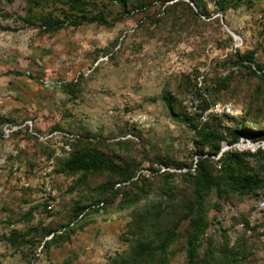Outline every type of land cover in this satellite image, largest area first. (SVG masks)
Returning <instances> with one entry per match:
<instances>
[{"label": "rangeland", "instance_id": "rangeland-1", "mask_svg": "<svg viewBox=\"0 0 264 264\" xmlns=\"http://www.w3.org/2000/svg\"><path fill=\"white\" fill-rule=\"evenodd\" d=\"M93 1L88 13L100 11L112 26L68 25L46 33L38 18L46 14L62 18L67 12L62 2L43 1V7L33 9L36 25H27L22 19L28 18V0H0V264H115V258L126 256L132 245L123 238L127 220L114 212L76 224L67 240L44 248L51 238L43 235L45 229L66 226L74 209L91 204L98 194L93 179L77 184L79 175L61 173L58 158L69 153L57 155L49 144L30 137L25 124L43 134L54 128L94 134L102 142L94 146L111 154L114 142L126 140L128 151L122 154L136 163L143 158L138 175L149 179L167 171L181 173L161 160L189 165L196 156L182 77L204 74L205 97L232 101L239 116L246 104L244 92L232 96L227 90L213 91L214 82L236 72L223 61L238 48L254 51L264 65V0H243L226 12L219 11L214 0H204L207 14L199 18L183 7L166 10L156 4L122 20L116 1ZM234 75L229 87L233 90L241 79ZM75 79L72 88L65 85ZM167 96L173 98L176 115ZM130 114L147 120L133 124ZM221 126L234 124L224 119ZM250 142L256 141L243 135L237 143ZM46 180L54 192L49 200L40 196ZM262 196L264 192L259 199ZM121 198L115 197L111 208L116 209ZM49 201L54 203L51 209ZM256 203L257 199L224 202L221 211L210 207L208 214L207 235L217 243L227 238L249 258L248 264H264V239L259 235L264 213ZM186 225L171 248L170 264H187ZM13 232L24 233V241L10 243ZM205 248L206 243L201 255Z\"/></svg>", "mask_w": 264, "mask_h": 264}, {"label": "trees", "instance_id": "trees-1", "mask_svg": "<svg viewBox=\"0 0 264 264\" xmlns=\"http://www.w3.org/2000/svg\"><path fill=\"white\" fill-rule=\"evenodd\" d=\"M43 1L46 4L50 2L28 0L29 14L28 18L22 19L23 22L36 25L34 19L37 17L33 9L43 7ZM58 1L67 10L62 18V14H46L38 18L39 27L44 28L46 33L59 31L68 25H113L100 11L95 14L88 13L94 7L93 0ZM111 1H116L122 8L120 20L130 14L152 10L156 4L164 6L166 10L179 7L189 9L196 18L207 14L204 0H190L191 3L184 0ZM214 3L219 11L226 12L231 8L237 9L243 0H214ZM194 6L197 11H194ZM255 55L254 51L241 52L235 48V53L223 62L232 64L236 72L232 71L230 76L214 82V92L227 90L232 96L244 92L246 104L239 116H211L207 122H202L196 114L186 112V118L194 131L196 156L189 165L161 160L165 167L175 165L176 169L186 171L159 174L158 170L151 167L152 173L158 174L151 179L146 178L142 174L138 175L137 171L144 159L141 158L136 163L135 159L122 154L123 150L128 151V141L114 142V152L111 154L94 146L102 143L98 136L91 133L81 134V139L72 144V151L68 156L58 158L59 171L70 176L79 175L77 184L93 179L98 197L87 206L76 207L72 221L66 226L58 229L46 228L43 235L51 238L45 241L44 248L67 240L78 223L82 224L92 216L107 217L116 212L127 220V232L123 238L131 241L132 245L126 256L115 258V264H170L171 248L179 240V229L185 223L187 264H248L249 258L237 250V246H231L226 235L223 243H217L207 233L211 227L208 215L210 207L221 211L224 202L234 204L246 200L258 201L264 192V148H258L255 152L226 150L220 155L224 143L232 146L243 135L256 142L264 141V65L257 62ZM235 73L240 74L241 79L233 90L229 87ZM201 76L202 84L206 79L204 74L184 75L182 82L187 94L192 88L196 90L197 96L202 98V108L206 109L216 102L205 97L206 87L199 85ZM77 82L78 80L65 85L71 87ZM164 99L171 112L176 115L173 98L167 96ZM224 119L232 122L234 126L222 128L221 121ZM24 128L30 137L46 145L30 134L28 126ZM57 129L62 128H54ZM119 195H122L119 205L116 209L111 208L115 197ZM212 199L214 203L211 206ZM245 223L248 224L247 219ZM259 225L261 227L257 226L258 228L264 227V223ZM25 237L24 233L13 232L8 241L20 244ZM204 243L206 248L201 255Z\"/></svg>", "mask_w": 264, "mask_h": 264}, {"label": "built area", "instance_id": "built-area-1", "mask_svg": "<svg viewBox=\"0 0 264 264\" xmlns=\"http://www.w3.org/2000/svg\"><path fill=\"white\" fill-rule=\"evenodd\" d=\"M202 79L203 76L199 78L200 86ZM75 81H77V79H75ZM202 104H203L202 99L197 96L196 90L192 88L187 98L184 101V106L186 107L189 114H196L197 116H199L202 122H207L211 116H217V117L236 116L239 113L236 110V106L232 101H218L210 105L206 109L202 108ZM128 119L130 120L131 123L133 124L137 123V125H144V123L147 120L145 117L136 118L132 114L129 115ZM25 126L29 127V132L32 136L36 137L42 143L49 144L50 147L55 150L56 154L57 155L61 154V156L70 153L73 147L72 144L75 143L77 140L81 139V134L66 131L63 129L52 130L49 133L43 134L34 131L31 125L29 126L28 124H25ZM5 135L8 137L10 136L9 130L5 131ZM258 148H264V141L254 142V143L250 142L247 145L236 143L232 146L230 145L223 146L224 151L250 150L252 152H255ZM183 171H186V169ZM40 196L46 198L47 200H49L51 197L54 196V192L52 190L49 180H46V182L43 183L42 193ZM48 203H49L48 208L49 209L53 208L54 203L52 201H49ZM256 207L259 211H264V196L258 199L256 203ZM259 233L261 237L264 239V227L260 228Z\"/></svg>", "mask_w": 264, "mask_h": 264}, {"label": "water", "instance_id": "water-1", "mask_svg": "<svg viewBox=\"0 0 264 264\" xmlns=\"http://www.w3.org/2000/svg\"><path fill=\"white\" fill-rule=\"evenodd\" d=\"M223 152H224V150L222 149V151H221L220 155H221Z\"/></svg>", "mask_w": 264, "mask_h": 264}]
</instances>
